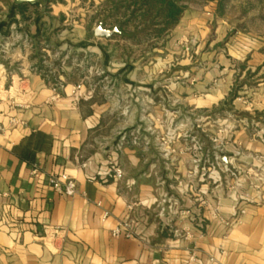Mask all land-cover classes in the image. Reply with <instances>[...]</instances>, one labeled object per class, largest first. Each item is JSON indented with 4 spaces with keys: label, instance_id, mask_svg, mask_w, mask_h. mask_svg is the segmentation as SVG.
Here are the masks:
<instances>
[{
    "label": "crops",
    "instance_id": "obj_1",
    "mask_svg": "<svg viewBox=\"0 0 264 264\" xmlns=\"http://www.w3.org/2000/svg\"><path fill=\"white\" fill-rule=\"evenodd\" d=\"M16 1L0 0V264H264V78L228 104L237 77L264 70L261 46L225 43L210 13H189L147 72L94 35L88 19L107 0ZM80 52L102 76L76 73ZM172 98L196 114L228 105L240 122L225 154L204 147L195 165L121 145ZM112 160L121 180L107 174ZM65 172L74 196L50 184ZM134 201L138 238L113 237Z\"/></svg>",
    "mask_w": 264,
    "mask_h": 264
},
{
    "label": "rangeland",
    "instance_id": "obj_2",
    "mask_svg": "<svg viewBox=\"0 0 264 264\" xmlns=\"http://www.w3.org/2000/svg\"><path fill=\"white\" fill-rule=\"evenodd\" d=\"M183 3L187 5L183 16L194 12L210 13L209 17L213 16V25L216 21H219L223 27H226L225 43L244 41L260 45V51H264V0H183ZM100 8L88 19L89 23L99 25V22L105 19L107 21L105 26L109 29L114 28L116 23L115 16L111 15L108 8H105V11L102 9V13H100ZM131 25L125 37L117 34L111 38L116 41L113 44V52L116 53L117 57L122 56V58L132 59L133 61L137 60L141 66L144 65L145 71L150 72L152 70L149 63L150 60L165 57V54L161 52L163 43L176 27L163 39L157 40L151 34V31L139 30L137 32L134 28L136 24L132 23ZM91 35L92 32L90 31V38ZM77 55H79V60L84 62V64L79 67L76 73L81 75L87 72L91 66H93L91 69L93 73H96V71L101 73L103 66L101 63H97V65L88 64V61H92V57L82 52ZM85 55L86 58H83ZM238 67L241 70L239 72L241 76L244 71L240 68L241 65L239 66L238 64ZM261 78H264V70H262V73L260 71L255 73L250 72L244 77L242 76L240 81L239 77H237L235 85H239L240 89H249L254 85L255 80ZM160 83L159 86L162 88L163 81L161 80ZM149 99L150 97H145L144 108H146ZM249 99L241 97L240 101H245L248 104L252 102ZM126 101L130 105L131 99L127 98ZM170 102L171 108H167L169 110L166 112L162 111L160 115H153L150 110L144 112L145 124H140L139 127L134 126L127 131V135L131 136V133L136 134L139 130L141 137H146L150 141V144L146 148L142 146L138 148L151 153L154 157L159 156V154L164 155L167 152L172 153L171 157L176 159L179 156L189 155L195 165L200 162V159H204V147L208 154L212 152H218L221 155L225 154L226 147L231 142L230 136L235 130V125H237L236 121H239L228 105L221 111L213 110L196 114L191 112L190 109L181 110L183 104L178 99L172 98ZM128 115H130V112ZM220 118L222 122H225L224 124L219 122ZM148 120L151 122L150 124H148ZM178 141V147H174V142ZM200 141L204 143V146ZM196 142L202 145V152L195 148ZM176 159H171V161L176 162ZM167 161H170V159ZM221 161L219 160L220 163ZM232 177L228 179L229 183L232 182ZM234 179L235 181L237 180L236 178ZM230 187H232V184Z\"/></svg>",
    "mask_w": 264,
    "mask_h": 264
},
{
    "label": "trees",
    "instance_id": "obj_3",
    "mask_svg": "<svg viewBox=\"0 0 264 264\" xmlns=\"http://www.w3.org/2000/svg\"><path fill=\"white\" fill-rule=\"evenodd\" d=\"M105 8H108L113 17L115 16L114 28L119 30L115 35L125 37L131 24L135 23V31H151V34L160 40L177 26L187 5L183 0H107L99 9L100 13L102 9L105 11ZM106 22L103 19L99 24L102 23L107 28ZM248 73L250 71L246 74ZM239 89V85L234 86L228 104L236 98Z\"/></svg>",
    "mask_w": 264,
    "mask_h": 264
},
{
    "label": "built area",
    "instance_id": "obj_4",
    "mask_svg": "<svg viewBox=\"0 0 264 264\" xmlns=\"http://www.w3.org/2000/svg\"><path fill=\"white\" fill-rule=\"evenodd\" d=\"M98 75H101L103 71L97 72ZM83 87V85H78L75 87L76 90H80ZM56 87L54 90L56 91ZM13 123H16L17 121L12 119ZM6 128L3 125H0V135L5 134ZM121 145L130 144L134 147H144L146 148L149 144L150 141L145 137L142 138L140 135V131L138 130L136 134L131 133L130 135L123 134L121 137ZM196 149H199L201 152L203 151V147L200 143L196 142L195 145ZM221 158L218 157L217 160L219 161ZM202 160V159H200ZM87 166V164H85ZM108 176L114 178L115 180H121L125 173L123 168L117 163L116 160H112L109 164V169H108ZM50 184L52 185L54 191L60 195L63 196H74L77 193V185L76 181L68 174V173H62L61 175L58 176H53L50 179ZM0 196H7V193H0ZM139 203L138 202H132L127 205L128 209V216L119 223V225L112 231V236L113 237H125L128 239H135L138 238L135 232V226L137 224V219L135 216H133V212H135V209L138 207ZM98 206H100V203H98ZM240 213H244L243 210L240 211ZM108 216V213H104V218ZM55 233H58L59 231L57 229L54 230ZM192 236L191 229L189 227H186L184 229V234L182 235V238L184 240H188ZM48 243H50L51 239H48Z\"/></svg>",
    "mask_w": 264,
    "mask_h": 264
},
{
    "label": "water",
    "instance_id": "obj_5",
    "mask_svg": "<svg viewBox=\"0 0 264 264\" xmlns=\"http://www.w3.org/2000/svg\"><path fill=\"white\" fill-rule=\"evenodd\" d=\"M37 0H17V4H22V3H31L35 4ZM119 30L117 28L114 29H107L104 27V25L101 23L99 24L95 30H94V35L97 38H105V39H111L116 33H118Z\"/></svg>",
    "mask_w": 264,
    "mask_h": 264
}]
</instances>
